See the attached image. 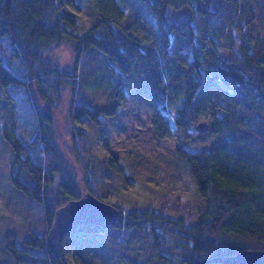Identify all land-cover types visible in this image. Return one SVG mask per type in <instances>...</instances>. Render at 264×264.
I'll use <instances>...</instances> for the list:
<instances>
[{
  "label": "trees",
  "instance_id": "16d2710c",
  "mask_svg": "<svg viewBox=\"0 0 264 264\" xmlns=\"http://www.w3.org/2000/svg\"><path fill=\"white\" fill-rule=\"evenodd\" d=\"M93 1L99 18L80 32L77 19L60 12L64 0H0V39L7 41L8 59L17 65L13 68L0 56V98L18 104L17 110L31 125L30 137L25 138L10 127L3 130L12 152L10 181L42 217L40 230L31 231L22 241L12 231L4 232L7 253L16 263L69 264L62 243L58 256L47 246L56 208L86 193L106 200L95 181L99 176L119 177L128 166L124 159L111 157L91 163L81 151L88 131L79 124L87 119L102 127L107 117L115 116L126 100L125 77L139 64L146 65V80L151 78L147 94L152 100L154 133L167 138L175 128L183 134L186 143L176 153L187 162L202 203L196 209L177 198L180 203L175 204L177 199L168 194L135 201L131 207L112 202L120 209L112 227L126 236L136 230L139 237L149 238L156 251L143 261L123 252L122 262L198 264L195 260L204 257L264 250V0H142V7L157 21L159 49L143 30L150 21L139 24L143 10L123 18L114 0ZM176 14L179 20L173 17ZM201 17L229 33L230 41L221 44L205 34L200 44L194 20ZM135 22L140 29H131ZM254 23H258L255 28L248 27ZM181 26L189 27L192 35L177 46L170 33ZM140 33L146 39H140ZM63 42L73 45L70 69L61 68L50 56L52 47ZM206 45L222 64L210 68L203 63L201 49ZM183 47L187 53L182 62L179 50ZM160 59L165 67L181 69L165 78L148 65L149 60ZM104 85L111 89L109 98L114 104L81 99L83 89ZM204 87L214 90L230 113L210 120L207 132L216 134L211 149H192L188 135L192 123L199 121L194 103ZM67 96L69 149L79 169L66 161L65 145L61 147L55 131V102ZM257 117L260 123H248ZM80 229L94 234L109 230ZM78 230L64 238L70 241Z\"/></svg>",
  "mask_w": 264,
  "mask_h": 264
},
{
  "label": "rangeland",
  "instance_id": "374dc122",
  "mask_svg": "<svg viewBox=\"0 0 264 264\" xmlns=\"http://www.w3.org/2000/svg\"><path fill=\"white\" fill-rule=\"evenodd\" d=\"M64 1L60 12L67 13L77 19L78 31H86L98 20L99 10L93 0ZM114 1L118 11L123 14V18L129 17L140 9V13L142 10L145 12L143 17L138 18V21L141 22L139 24H146L147 21H150V24L144 26L143 30L151 37L149 42H152L159 49L161 41L158 38L157 21L145 7H142V0ZM176 2L180 3V0H176ZM173 17L180 19L179 14ZM194 24L196 37L200 44L203 42L200 37L205 34L214 37L221 44H227L232 37L206 17L194 20ZM257 24H250L248 27L255 28ZM134 28L140 29L138 23L135 22L131 26V29ZM232 33L236 34L235 31ZM191 35L192 31L189 27L181 26L176 31H171L170 40L180 46L181 42L188 40ZM139 37L146 39V36L141 33ZM72 46L70 42H63L52 47L50 56L61 68L70 69L72 67L74 59ZM201 50L202 60L206 66L215 68L222 64L210 45H206ZM179 51V60L182 61L187 53V48L183 47ZM0 56L6 60V64L17 68L16 63H10L8 59L9 48L4 38L0 39ZM148 65L149 67L155 66L165 78H168L172 72L181 69L177 65L165 67L161 59L158 61L149 60ZM146 71V65L139 64L125 77V103L115 116L105 119L104 126L99 127L89 123L87 119L82 120L79 125L88 131V137L83 141L81 151L87 155L91 163L107 157L128 162L123 175L116 178L99 176L95 181L99 184L104 198L111 203L117 202L131 207L135 201L143 203L168 194L176 199H182V202L189 201L196 209H199L202 200L197 192L189 166L185 159L176 153L177 148L186 143L183 134L175 128L172 135L167 138L157 137L154 133L152 100L147 94V82L151 78L146 80ZM110 93L111 89L108 85L83 89L81 99L114 104L115 100L109 98ZM168 93L165 96L166 102ZM69 100L70 97L67 96L62 101L55 102L56 105L53 109L55 131L59 136L58 140L61 147L65 145L63 149L66 161L72 167L79 169L78 162L69 149L71 144ZM219 102L218 94L214 90L204 87L194 103L197 118L211 122L210 120L215 117L219 118L230 113ZM17 109H20L18 104L0 98V262L3 264H27L16 263L7 253L4 232L12 231L22 241L31 231H39L38 226L42 222L39 209L22 197L10 181L12 152L4 140L3 130L5 127H10L19 136L25 138L30 137L31 129L30 123ZM253 120L254 122H251ZM253 120L248 121V123H260L258 117ZM195 125L196 121L190 127L188 146L192 149L201 147L211 149L215 144L216 134L207 131L199 132ZM178 199L174 202L175 204L180 203ZM174 203L172 209H176ZM148 239L144 236L139 237L136 230L131 231L126 236L124 232H120L115 227H110L106 231H99L96 234L87 229H79L77 236L70 241L64 238L62 253L69 264H124L121 258L124 255L123 252L143 261L149 254L154 255L156 252Z\"/></svg>",
  "mask_w": 264,
  "mask_h": 264
},
{
  "label": "water",
  "instance_id": "95a60500",
  "mask_svg": "<svg viewBox=\"0 0 264 264\" xmlns=\"http://www.w3.org/2000/svg\"><path fill=\"white\" fill-rule=\"evenodd\" d=\"M195 127L199 132H206L210 128V122L199 120ZM119 214L118 206L92 193L70 199L56 208L53 214L46 236L47 246L54 255L58 256L62 240L66 235L84 226L110 228ZM214 261L223 264H264V250L249 249L233 256L204 257L195 260V263L205 264Z\"/></svg>",
  "mask_w": 264,
  "mask_h": 264
}]
</instances>
